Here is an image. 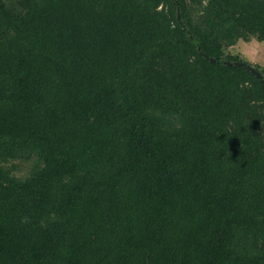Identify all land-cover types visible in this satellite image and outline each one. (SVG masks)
I'll use <instances>...</instances> for the list:
<instances>
[{
	"label": "trees",
	"instance_id": "16d2710c",
	"mask_svg": "<svg viewBox=\"0 0 264 264\" xmlns=\"http://www.w3.org/2000/svg\"><path fill=\"white\" fill-rule=\"evenodd\" d=\"M249 38L264 0H0V264H264Z\"/></svg>",
	"mask_w": 264,
	"mask_h": 264
},
{
	"label": "rangeland",
	"instance_id": "374dc122",
	"mask_svg": "<svg viewBox=\"0 0 264 264\" xmlns=\"http://www.w3.org/2000/svg\"><path fill=\"white\" fill-rule=\"evenodd\" d=\"M226 52L238 57L241 62H246L251 66H256L264 73V41L259 42L254 38L246 41L238 40L231 47L226 48ZM25 169V165L20 164L16 171L20 174Z\"/></svg>",
	"mask_w": 264,
	"mask_h": 264
},
{
	"label": "water",
	"instance_id": "95a60500",
	"mask_svg": "<svg viewBox=\"0 0 264 264\" xmlns=\"http://www.w3.org/2000/svg\"><path fill=\"white\" fill-rule=\"evenodd\" d=\"M226 64L229 65L228 63H226ZM233 64L237 67H242V68L246 69L251 74H253L256 78H258V79L260 78L259 74L257 72H255L250 66L244 65L243 63H233Z\"/></svg>",
	"mask_w": 264,
	"mask_h": 264
}]
</instances>
